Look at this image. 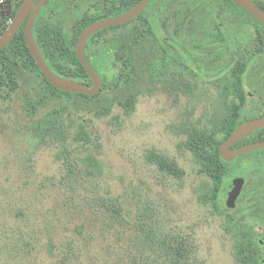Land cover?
Masks as SVG:
<instances>
[{"label":"rangeland","instance_id":"rangeland-1","mask_svg":"<svg viewBox=\"0 0 264 264\" xmlns=\"http://www.w3.org/2000/svg\"><path fill=\"white\" fill-rule=\"evenodd\" d=\"M256 1L264 5V0ZM88 5L83 2L81 9ZM0 11L7 16L9 4L0 3ZM70 23L71 18L64 20L67 29ZM172 56L168 74L145 85L129 116L114 105L108 111L109 101L102 95L97 101L50 100L31 119L22 109L24 97L30 94L35 99L34 91L43 95L44 87L39 78L26 73L11 99H0V264H110L102 248L119 244L118 231L124 229L128 234L138 225L142 239L147 236L146 243L152 242L155 248L168 236L186 244L192 251L189 264H237L234 239L226 230V190L233 179L246 173L248 164L240 162L232 178L224 181L218 213L198 199L209 190L211 180L198 172L191 154L178 146L184 128L203 125L224 111L221 76L226 72L213 80L192 65H180V55ZM251 82L246 73L245 92ZM261 102L264 93L248 95L249 117L255 115L254 110L258 112ZM54 110L60 114L58 125L67 130L66 140L53 135L40 142L32 134L33 124ZM79 127L85 128L92 143L74 142ZM152 151L175 161L184 177L178 180L160 173L146 159ZM70 179L76 182L75 191ZM98 197L121 202L123 211L131 213L128 223L123 226L115 221L111 226L108 222L107 229L97 222L89 225L94 212L101 209L97 208ZM18 209L29 216L22 223L12 219ZM44 220L53 226L49 228L54 236V257L46 251ZM2 222H6V230ZM78 225L85 237L88 230L86 240L93 237V243L78 239L76 247L67 251L65 246L77 238L73 230ZM13 231L27 236L24 241L30 248H24V254L17 255L7 246ZM64 256L68 260L62 261Z\"/></svg>","mask_w":264,"mask_h":264},{"label":"trees","instance_id":"trees-1","mask_svg":"<svg viewBox=\"0 0 264 264\" xmlns=\"http://www.w3.org/2000/svg\"><path fill=\"white\" fill-rule=\"evenodd\" d=\"M0 1L9 4L7 16L0 11V30L3 33L22 0ZM140 1L50 0L40 9L32 27L33 39L44 63L55 74L91 87L92 82L76 55L81 32L96 21L125 13ZM252 1L264 10L263 3ZM83 2L89 5L82 10ZM68 17L71 23L67 29L64 20ZM131 25L133 29L128 28ZM24 26L0 50V99H11L19 88L20 77L25 73L39 78L44 94H39V90L34 91L37 96L35 99L26 94L22 103L23 111L31 119L50 100L80 98L97 101L102 95L109 101L108 111L114 105L121 109L124 116H129L145 85L160 81L168 74V59L173 58V54L181 56L180 65H192L213 80L219 79L225 71L226 75L221 76L224 81L221 92L225 99L224 111L203 125L184 128V139L178 146L191 154L198 172L211 180L209 190L198 199L218 213L221 212L218 197L224 181L232 178L240 162H247L249 169L240 176L245 180L244 189L235 207L226 210V230L234 239L233 252L237 264H262L264 248L259 243V237L264 236V150L248 153L227 163L219 156L218 149L239 125L249 119L264 117L263 102L258 112L253 111L255 115L252 117L248 116L250 111L247 106L250 93H264V25L231 0H150L133 21L101 30L88 39L84 55L102 82L101 91L94 97L60 91L46 81L26 47ZM109 33L111 40L108 39ZM105 60H108L107 64ZM246 73L252 79L248 85L249 92L243 88ZM231 96L232 101L229 100ZM59 120L60 114L56 110L44 115L33 124V136L45 143V139L56 135L65 142L67 130L58 125ZM260 141H264V129L253 132L232 148ZM74 142L90 144L92 140L85 128L79 127ZM146 159L168 177L178 180L184 177V171L176 162L162 154L152 151ZM69 181L70 188L75 191L73 184L76 182L71 179ZM97 201V208L101 209L94 212L89 225L97 222L107 229L108 222L111 226L115 221L119 225L123 223V226L128 223L126 218H130L131 213L123 211L121 202L114 204L103 197H98ZM28 218L22 209H18L12 216L17 223ZM43 222L48 242L46 251L54 257L51 253L55 248L54 236L49 228L53 226L46 220ZM2 225V229L6 230V222H2ZM78 226L73 230L77 238L65 246L67 251L76 247L78 239L85 244L93 243V237L89 236V240H86L88 230L85 237ZM140 231L142 227L139 225L134 231H128V234L124 229L118 231L119 244L102 248L106 258L111 259L110 264H159L156 256L161 258L163 264H189L192 251L186 244L178 243L172 236H168L155 248L152 242L146 243L147 236L142 239ZM150 234L154 235L152 231ZM26 237L23 232L13 231L7 246L17 255L24 254L23 249L30 248L24 241ZM116 249L117 253L114 251ZM63 255L71 256L65 252ZM67 256L62 261L68 260Z\"/></svg>","mask_w":264,"mask_h":264},{"label":"water","instance_id":"water-1","mask_svg":"<svg viewBox=\"0 0 264 264\" xmlns=\"http://www.w3.org/2000/svg\"><path fill=\"white\" fill-rule=\"evenodd\" d=\"M50 0H22L18 6L13 18L9 21L4 32L0 36V50L4 49L13 39L18 30L24 26V41L27 49L39 70L45 77L46 81L54 88L72 94H81L87 97L96 96L102 89V82L97 73L90 66L84 55V47L87 40L95 33L111 28L118 27L133 21L138 17L147 7L150 0H141L136 6L132 7L125 13L100 21H96L86 27L80 34L77 45L76 55L86 70L92 84L88 87L81 82L71 79L63 78L52 72L44 63L37 45L33 39L32 27L36 16L40 9L46 6ZM235 5L242 8L249 15L264 25V10H262L252 0H231ZM264 129V117L249 119L239 125L233 133L219 146V156L227 163L233 162L235 159L242 157L248 153L264 150V141L256 142L254 144H247L238 149H230V147L238 144L248 135L255 131ZM244 186L243 178L233 179L227 190V207L232 209L235 207V202L242 192ZM259 243L264 245V238L259 239ZM264 264V260L262 262Z\"/></svg>","mask_w":264,"mask_h":264},{"label":"flooded vegetation","instance_id":"flooded-vegetation-1","mask_svg":"<svg viewBox=\"0 0 264 264\" xmlns=\"http://www.w3.org/2000/svg\"><path fill=\"white\" fill-rule=\"evenodd\" d=\"M87 41H88V40H87ZM86 43H87V42H86ZM85 45H86V44H85ZM84 48H85V47H84ZM253 94H254V93H253ZM253 94L250 93L251 96H252ZM255 102L258 103L257 101H255ZM232 147H233V146H232ZM232 147H230V149H234V148H232ZM238 148H239V147H238ZM238 148H236V149H238ZM235 160H236V159H235ZM235 160H234V161H235ZM234 161H233V162H234ZM244 185H245V180H244ZM243 189H244V186H243ZM243 189H242V191H243ZM241 193H242V192H241ZM240 195H241V194H240ZM240 195H239V197H240ZM239 197H238V198H239ZM238 198H237V200H238ZM237 200H236V202H237ZM236 202H235V205H236ZM261 238H264V236L259 237V239H261ZM262 246H263V248H264V245H262Z\"/></svg>","mask_w":264,"mask_h":264},{"label":"built area","instance_id":"built-area-1","mask_svg":"<svg viewBox=\"0 0 264 264\" xmlns=\"http://www.w3.org/2000/svg\"><path fill=\"white\" fill-rule=\"evenodd\" d=\"M0 3H2V1H0ZM1 34H2V33H1V30H0V36H1Z\"/></svg>","mask_w":264,"mask_h":264}]
</instances>
